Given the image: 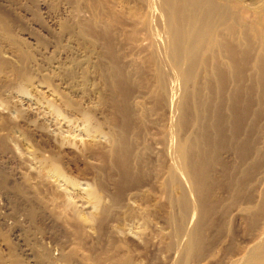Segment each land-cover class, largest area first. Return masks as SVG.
<instances>
[{"label": "bare ground", "instance_id": "6f19581e", "mask_svg": "<svg viewBox=\"0 0 264 264\" xmlns=\"http://www.w3.org/2000/svg\"><path fill=\"white\" fill-rule=\"evenodd\" d=\"M140 1L146 12L132 13L137 24L133 35L138 47L152 48L156 66L145 87L137 82L145 72L135 67L136 60L122 65L114 54L111 23L94 15L86 19L75 8L66 10L69 24L64 34L75 36L83 51L75 55L66 48L58 59L53 55L58 65L48 68L47 47L34 50L40 39L34 31L26 32L32 24H21L17 8L0 5V122L3 127L4 123L31 127L41 153L34 158L42 170L48 169L49 178L63 182L64 197L70 199L68 191L78 188L82 180L87 182L88 187L79 194L93 211H77L71 199L62 202L64 213L59 216H70L64 222L75 231L86 226L101 235L112 233L126 225L123 220L141 216V226L148 229L151 223L156 227L162 221L174 224L171 227L176 233L171 230L175 233L171 235L175 241L182 228L193 225L191 230L187 228L188 240L178 264H191L193 259L197 263L208 244L212 212H216L212 195L216 196L215 189H222L232 202L231 216L237 219L247 214L249 226L257 231L241 256L212 264H264V194L259 201L255 190L243 184L259 150L256 125L252 120L246 122L251 103L238 108L242 97L253 91L244 85L246 69L251 65L264 68V0L254 15L240 6V0ZM39 8L45 11L48 5ZM154 17L162 22L161 30ZM46 23L41 21L40 27L48 33ZM19 27L26 28L24 36ZM151 39L162 43L165 57L158 55ZM68 59L75 61L73 66H67ZM202 68L210 70L205 80L200 77ZM175 70L184 86L180 99L176 80H172ZM77 78L84 83L92 78L96 87L80 88ZM16 92H31L39 103L47 102L58 121L62 117L83 126L81 140L76 139L80 134L64 137L49 118L47 122L31 105L21 104ZM152 108L164 109L167 125L146 117ZM101 138L107 141L98 140ZM12 140L10 135L0 134L3 153L15 154ZM15 146L21 150L19 143ZM50 213L53 219L57 215ZM224 241L214 242V248L222 250ZM125 250L119 257L104 251L102 259L94 262L134 264L129 249ZM75 251H62L60 257L49 258L48 264L92 262V256L76 257Z\"/></svg>", "mask_w": 264, "mask_h": 264}, {"label": "rangeland", "instance_id": "374dc122", "mask_svg": "<svg viewBox=\"0 0 264 264\" xmlns=\"http://www.w3.org/2000/svg\"><path fill=\"white\" fill-rule=\"evenodd\" d=\"M239 3L240 6L243 9L245 8L246 12H250L249 14L251 15L256 14L263 6L262 0H240ZM42 4L48 5V10H45L47 13L40 10L39 6ZM0 5L4 8H17L18 12H20L18 19H22V23H20L32 24L30 26L31 28L28 26L29 28L27 30L25 27L22 29L19 27V33L22 36H24L27 31L29 33H33L34 31V33H36L34 36H37L40 41L37 43L38 45L36 44L37 46H33V48L36 47L34 50L40 51L47 47L48 64H46V67L48 68L58 65L54 60L58 59L59 53L66 48L69 53L75 55H78V53L81 54L83 51L80 48V44L76 42L75 36H66L64 34V27L69 24L66 21V14L68 13L66 10L72 11L74 8L75 11L81 12V15L86 19L94 18L95 16V18L98 17L99 20L111 23L114 34V54L122 65L127 64L128 60H136L134 62L135 67L145 72V77L141 76L137 79V82L141 84L142 87L147 86L149 83L148 77H150V74L156 68L151 59L152 48H149L151 50H147L138 47V41L135 35H133L137 24H134L132 20V13L138 14V12H146L140 0H0ZM154 20L156 27H158L157 29L161 30L160 24L162 22L159 23L158 17H154ZM41 21L48 22L46 23L48 24V33L43 31L40 27ZM70 29H72V27H70ZM70 32L71 35L74 34L71 30ZM45 39H47V41ZM151 40L154 41L153 39ZM40 42L43 44H40ZM157 43L158 42H155L153 44V48H155L158 55L163 58L162 56L165 57V55H163L164 46H162L161 42ZM156 47L159 48L157 49ZM6 57H8L7 54ZM49 57H51V59ZM74 62L75 61L71 62L68 59L67 66H73ZM166 68L169 71L170 65L166 66ZM209 71L210 70L205 68L200 69V77L202 80L210 76ZM171 73L173 74L172 80H176L175 86L178 87H176L177 89L175 88L178 94L177 98L180 99L182 94H184V86L183 84L181 85L180 79L177 80L178 74H176V70ZM174 73L176 74L175 76ZM244 78V85L246 87H251L253 91L242 97V101L238 105V108L240 109V107H243L247 102L251 103V111L246 116V122L249 120L255 122L256 130L254 135L256 136V146L259 150L254 160L255 166L248 170L245 183L243 184L245 185L244 187L247 186L251 191L252 189L255 190L258 200H262V195L264 194V68L260 70L251 65L246 69ZM76 81L79 82L80 88H86L85 86H87L93 89L96 87L95 84H93L92 78H90V81H85V83L81 78H77ZM179 82L180 84H178ZM43 89L48 93V88ZM32 94L31 92H16L15 98L17 97L16 99L23 102L21 104L31 105L33 109L40 112V115L45 116L47 122L49 118V122L55 125L58 132L63 134L64 137L75 138L76 134H80L76 139L81 140L83 126H78L77 123L75 124L73 121L63 119L62 117H59L58 121L52 115L47 102L44 101L39 103L35 95ZM146 117L150 119L157 118L161 125H167L165 111L162 108H152ZM166 125H163V127ZM18 126L17 124L8 125L4 123L3 127L2 121L0 122V134L10 135L11 139H13L11 144L15 147V154L12 153V151H6L9 156L6 152H4V154L3 151L0 150V264H48V261L53 257H60L62 251L65 253H72V251L74 252L75 250L77 253L76 257H82L84 255L92 256V262L83 261L82 264H96L94 260L97 258V260H99L104 251H107L109 256L114 255V257H119L127 252L125 250L126 248L127 250L129 249L135 260L134 264H173V262L174 264H178V262L181 261L180 257H182L183 246L185 247L188 240L187 232L193 228V225H186L182 228L184 230L178 233L180 237H177V240L174 241L172 238L176 233V229L174 230V226L171 227V225L174 224L169 222L166 224L162 221L161 224L163 226L159 224V227H156L154 223H151L148 229L141 226L144 224L141 216L131 217V220L130 218L125 219L122 221V224L126 225H122V229H118L112 233L107 232L102 235L97 233L96 229L93 228V230L91 227L86 228V226L83 228L84 230L75 231V228L73 229L74 226H70L68 223L64 222L66 216L61 218L59 215L63 211V207H65L64 203L66 200L71 199L70 202L73 204L72 208L75 206L74 208L77 211L81 210L83 213L93 211L91 204L86 201L87 199L81 197L79 194L83 192V189L88 187L87 182L85 180H80L81 182L78 188H72V192L68 191L71 198L68 199V195L64 197L65 185H63V182H58L53 177L49 178L48 173H46L48 169L45 170L44 168L42 170V168H40L41 166L39 167L40 164H38L37 159L34 158L36 156L35 154L41 155V153L39 151V144L36 142L35 136L33 137V132L30 130L31 127L28 129V125L24 127ZM163 129L164 128H162V130ZM159 134L158 138L162 136L161 133ZM98 140L103 142L107 141L106 138ZM16 143H19V148H21L20 151L17 150L18 148L16 149ZM221 190L222 189H215L216 196L214 194L212 195V199L215 200L214 210L216 212H212L211 219L213 223L208 230V244L199 260L196 259L197 263L193 259L190 260L191 264H203L204 262V264H212L214 261L236 259L246 250L249 245V240L253 238L255 235L254 233L257 231L249 226V216L247 214H243L247 218L243 215V218H241L240 214V218H237L238 220L233 217V215L231 216L232 212L230 210H232L233 207H230L232 202L229 200L228 194ZM33 209L36 210V213H34L35 210ZM50 212L57 213L59 217L55 214L56 216L54 215L55 217L53 219V215H51ZM234 213L235 212H233V214ZM67 218L66 220L70 221V216ZM231 218L232 220L229 221ZM244 219L245 223L243 222ZM236 222L238 224H236ZM71 223L74 224L73 222H70V224ZM242 226L248 228H243ZM151 229L153 230L151 231ZM251 232L254 233L252 234ZM222 240L226 241L223 243L222 250L216 249L218 247L214 248V242H220ZM148 241L149 244L147 243ZM168 243H170V246ZM172 243L176 244V246L174 247ZM183 243H185V245ZM113 262L116 261H111V263L109 260L102 261L103 264H115Z\"/></svg>", "mask_w": 264, "mask_h": 264}]
</instances>
